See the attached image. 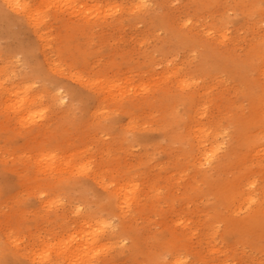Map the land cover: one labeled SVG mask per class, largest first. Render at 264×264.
Segmentation results:
<instances>
[{
	"label": "rangeland",
	"instance_id": "rangeland-1",
	"mask_svg": "<svg viewBox=\"0 0 264 264\" xmlns=\"http://www.w3.org/2000/svg\"><path fill=\"white\" fill-rule=\"evenodd\" d=\"M26 1L48 14L45 41L23 20L11 27L12 36H0V81L7 86L34 80L33 90L44 84L47 93L22 123L11 120L13 113L0 102V250L8 245L20 264L40 258L47 242L54 250L51 221L58 217L67 223L98 211L100 204L114 201L124 184L120 176L131 173L139 179L143 207L140 214L127 216V229L134 230L139 248H127L128 240L125 247L112 244L84 260L87 264H163L157 261L168 262L173 255L184 264H197V250L205 258L201 264H264V236L256 232L237 239L239 233L231 232L227 221L248 211L245 202L233 197L238 164L232 151H252L242 181L264 185V131L255 123L258 107L264 124V109L257 103L264 85L258 58L264 47V0H147L140 10H133V0H91L65 21L50 14L41 0ZM173 9L179 26L192 30L199 46L171 35L164 19ZM83 18H90L84 30ZM212 30L219 41L224 34L226 43L216 45ZM18 45H26L33 56L20 53ZM205 45L218 52L226 47L228 59L206 52ZM228 61L245 63L232 72L223 66ZM54 87L65 95L60 105L50 96ZM187 92L195 94L191 110L189 102L179 99ZM162 97L173 100L172 114L157 110ZM145 99L149 104L143 107L126 102ZM246 120L259 138L250 150L244 146L249 132L240 134ZM41 124L45 129L35 130ZM216 142V159L227 153V165L220 171L210 170L215 163L208 165V176L201 180L194 151ZM48 153L67 165L66 174L53 175L52 168H45ZM179 163L184 164L180 170ZM30 176L36 181L57 176L65 182L56 188L36 186ZM229 182L230 189L224 186ZM152 184L158 188H149ZM76 206L79 214L73 211ZM172 230L187 234L192 253L167 246L168 241L161 245Z\"/></svg>",
	"mask_w": 264,
	"mask_h": 264
},
{
	"label": "bare ground",
	"instance_id": "bare-ground-1",
	"mask_svg": "<svg viewBox=\"0 0 264 264\" xmlns=\"http://www.w3.org/2000/svg\"><path fill=\"white\" fill-rule=\"evenodd\" d=\"M89 1L91 0H41V4L44 7L47 6L50 9V14L56 16L55 18L62 17V19H59L65 21L67 19L64 17L77 14V12L81 11L85 4ZM228 1L234 2L235 0H202V3H226ZM146 6L147 0H133V10H140ZM247 12L249 16L253 14L252 9L247 10ZM47 17L48 14H46L45 10L39 7L32 9L26 0H0V36H12L14 32L12 31L11 27L14 24H17V21L23 20L28 23L36 32V34L45 41L43 31L48 24ZM87 20H90V18L82 19V21H86V23L81 25L83 30L90 26L88 24L89 21ZM164 20L169 25L167 29L170 30L171 35L175 36L180 41H190L192 46H199L194 32L190 29H182V27L179 26L174 9L168 14V20ZM225 22H227V20H225ZM215 31L216 30H212L210 34L214 36L216 45L218 42H224L225 44V35H220L222 40L219 41L218 35L213 33ZM205 48L207 50L206 52H216L215 54L221 57L226 56L227 53H229L226 50V47L221 52H218L217 49H214L211 46L205 45ZM260 50L261 54L258 55V58L264 65V47H260ZM18 51L28 57L33 56H31L30 49L26 47V45H18ZM225 58L228 59L227 56ZM244 63L245 61H241L240 64L236 61H228L223 63V66L234 72L235 70H238L240 67L244 66ZM44 79L45 76L43 78H39V81H44ZM34 84V80H28L18 83H11L10 85L5 86L4 83L0 81V102H2L4 105L2 107L4 111L13 113L12 117L9 116L11 120L20 123L24 122V120H26V118H28L33 113L35 101L41 99V97L44 96V93H47L46 85L43 84L42 88L36 92L33 90L35 88ZM60 87L62 88V86ZM57 88L58 87H54L56 92L51 93L50 96L52 97V101L55 104L60 105L64 102L65 95L59 88ZM260 90L261 92L259 93V96H257V103L264 109V85L260 86ZM66 91L69 93L72 92L71 89H66ZM194 95L195 94H192V92H187L186 95L179 97V99L189 102V110L193 108L191 104L194 103ZM167 96L170 95L167 94ZM116 98L117 97H113L112 99L114 100ZM123 99L125 98L123 97L121 100ZM172 101L173 100L171 97H162L161 99H158V102L162 105L157 110L160 113L163 112L164 115L172 114V111L174 110ZM126 102L132 106L141 105L142 107L149 104L148 99L142 101L127 100ZM3 114L4 116L6 115L5 113ZM257 114L258 123H255L264 131V124H262L263 118L261 117L260 109L258 107ZM5 119L7 122L10 121V119L6 117ZM246 121L247 123H243L241 126L240 134L246 136L249 132L250 137L244 139V146L249 147L248 150H250L253 147L255 148V146L259 143V138L257 135L251 133L254 125L251 124L249 120ZM44 129L45 128L43 124L38 125L35 128L37 131H42ZM196 138L199 137L196 136ZM215 139L218 141V137H215ZM219 149L220 143L217 142L209 149L204 146H199L195 149L193 154V165L196 163L201 180L207 178L208 176L207 172L210 168L208 165L215 163L210 168V170L215 168L216 171H220L226 167V156L228 154L226 153L217 161L216 158ZM232 150H234V148H232ZM251 153L252 151L249 154L246 152L235 151L230 153V157L234 156V162L238 164L233 179V182L238 184L237 190L233 193V197L237 198L239 201L245 202L248 209L247 213L244 216L239 217L238 220L231 218L227 220L229 230L234 233H239L235 236L237 239L240 238V234L242 236L247 233H252L255 235L256 232H259L264 236V185L254 186L255 182H253V180H247L244 182L242 181L246 180V178H242L244 171L247 169L246 157ZM194 155L196 156L195 159ZM54 157L55 156L53 153H51V155L50 153L44 155L45 168H52L50 172H52L53 175L66 174L68 172L67 165H60L59 162L54 159ZM183 165V163H179L176 169H182ZM45 170L49 172V170ZM134 175L131 173L122 174L120 179L124 181V184L120 186L117 193L113 195L114 201L106 202V204H100L98 206V211H86L83 216H81V218L78 217L77 219L71 220V222L67 223H65V220H61L58 217L53 219L51 221L55 229L53 233H56H54L52 237H54L57 241L55 243L56 248L52 250V243L47 242L43 247H41L40 253H38L40 258L36 259L37 257L34 256L31 259L33 262H30L29 264H87L88 261L86 262L84 260H87V258L92 259L98 249L103 248L105 250H109L112 244L115 245V247L120 244V246L125 247L124 243L126 240L129 241L127 248L138 249L139 243L135 237L134 230L127 229V223L129 220L127 216L133 217L140 214L143 207V205L138 201L139 197L137 195V191L140 187V185L137 184L139 179L133 177ZM29 178L34 180L32 182L36 186H40L38 184H43L42 186H48L52 188H56L65 182L63 178H59L57 176H51L37 181L33 178V176H30ZM193 181L196 182L198 180L193 178ZM233 182H229L224 186L229 188L232 186ZM142 185H144L143 181ZM148 187L157 189L158 185L152 184ZM130 188L131 192L128 190ZM45 204L48 207L53 206L52 201H47ZM241 209L242 207H239L237 210L240 211ZM73 211L79 214L80 208L76 206L73 208ZM103 211L105 212L104 215L98 214ZM112 217L118 219L119 225L114 224V218ZM186 235L187 234L185 232L176 234V232L172 230V232H170L169 239L167 236H165L161 245L166 246L165 243L168 241L167 246L180 245L183 249L192 253L191 245L189 246L187 245L188 242H185ZM1 247L2 246H0V248ZM9 252L10 249L8 248V245L7 247L3 245L2 250H0V264H10V261H13V264H17L19 262L16 259L18 258V253L15 252V257H13V254L11 255ZM194 254L198 259L196 260L197 264L205 262V258L202 253H200V251L197 250ZM173 256H171V260L168 262L159 261L158 258L155 259V262L158 260L157 262H161L163 264H184V262L179 257L175 258ZM150 258L152 259L153 256Z\"/></svg>",
	"mask_w": 264,
	"mask_h": 264
}]
</instances>
